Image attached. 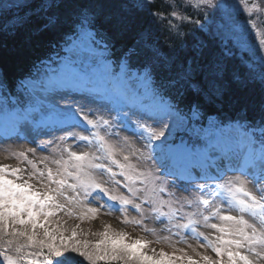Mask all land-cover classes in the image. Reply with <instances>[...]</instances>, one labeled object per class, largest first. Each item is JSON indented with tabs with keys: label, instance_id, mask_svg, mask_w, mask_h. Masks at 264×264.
I'll return each mask as SVG.
<instances>
[{
	"label": "snow or ice",
	"instance_id": "snow-or-ice-1",
	"mask_svg": "<svg viewBox=\"0 0 264 264\" xmlns=\"http://www.w3.org/2000/svg\"><path fill=\"white\" fill-rule=\"evenodd\" d=\"M253 11L264 12V7L254 0H0V38L16 41L24 53L47 37L64 53L55 67L52 57H37L18 82L9 84L0 72V106L15 115L20 138H26L19 132L25 125L36 135L66 132L56 143L13 153L32 168L29 179L43 183L46 178L47 190H35L23 179L24 169L0 165V264H199L183 249L145 251L152 243L174 248L173 236L177 243L190 237L210 248L217 259L196 253L204 264H253L241 249L264 259V38L252 41L253 32L260 36ZM242 13L248 14L243 24ZM189 24L204 38L182 57L175 48L165 51L152 41V28L158 26L182 46L186 33L181 29ZM37 92L46 98L54 94L63 106L48 102L43 105L47 112L36 120L33 113L42 111L32 103ZM177 98L186 111L172 103ZM24 103L23 109L14 107ZM209 106L236 114L197 127ZM181 125L196 140L190 136L169 143L172 130ZM115 129L130 131L131 138L111 142L120 137ZM68 139L77 148L82 142L95 151H73L64 144ZM48 145L61 153L51 160L55 172L47 166L48 157L41 159V170L27 156ZM157 151L159 158L153 155ZM132 157L158 163L144 170ZM166 159L195 162L191 168H169ZM200 159L212 163L193 176ZM178 180L186 184L181 187ZM117 187L128 194H115ZM176 190L190 195L177 199ZM66 205L83 211L76 215ZM186 206L195 211L183 212ZM102 210L121 213V223L140 227L155 241L131 238L105 224L91 233L97 238L93 242L83 230L84 238H78L79 225L67 228L50 219L59 211L79 220L96 219ZM129 211L139 218H129ZM232 211L239 215L227 214ZM149 218L166 221L162 231L169 235L157 236L146 227ZM201 223L219 235L209 239L198 232ZM225 255L226 262L220 259Z\"/></svg>",
	"mask_w": 264,
	"mask_h": 264
},
{
	"label": "rangeland",
	"instance_id": "rangeland-1",
	"mask_svg": "<svg viewBox=\"0 0 264 264\" xmlns=\"http://www.w3.org/2000/svg\"><path fill=\"white\" fill-rule=\"evenodd\" d=\"M5 4H7V3L5 2ZM257 26H258L259 32L264 34V27L262 25H260V23H258V22H257ZM48 98L53 103L58 102L60 104V106H63V101H58V98L55 97L54 94L48 96ZM3 123H4L3 120H0V124H3ZM24 128H25L24 129V133H25L24 137H26V138H20L18 136L12 137V138H6V137H4L2 139L0 138V165H9L12 168L19 167L21 169H24V172L22 173L23 179H29L28 173L33 171L32 168L26 162H21L20 160L15 158L13 153L25 151L28 148H36V146L38 144H42V143L46 144L48 141H53L54 143H56L59 141L60 137L66 135V132L57 131L55 133L36 135L35 132H33L31 125H25ZM69 131H78V130L77 129H69ZM114 131H120V137H115V136L111 137V142H115L117 140H120L123 136H129L131 138V132L130 131H123L120 129H115ZM101 135H104V133L102 132ZM132 139H134V138H132ZM32 140H34L35 143H31L30 141H32ZM64 144L72 146V150L77 151V152H93V151H95L94 148L87 147L82 142L80 143V147L77 148L73 144L72 139H68L67 141L64 142ZM64 144H61V148L64 146ZM135 146L139 147L140 142H137L135 144ZM51 148H52V145H48V147H46L44 151L37 150L35 154L27 153L28 159L33 160L36 163L38 169L45 170V164L41 163L40 161L43 157H48L49 160L46 161L47 166L52 168L53 171L55 172L56 171V165L52 164L51 160L59 159L61 156V153L60 152H52L50 150ZM141 150L144 151V156L149 155V153L147 151H145L143 149H141ZM127 151H129V149H125V152H127ZM65 156H66V154H65ZM117 159L122 160V156L118 155ZM131 159H132V162L134 164H137L138 167H140L141 169H144V170H147L150 166H153V167L156 166L154 160L144 161L143 159H141L139 162H137L135 157H132ZM113 170L118 171L115 168H113ZM229 175H231V174H229ZM9 178H12V177H9ZM97 178L102 182L107 180V176H98ZM117 179L122 180L123 178L117 177ZM17 182H22V181H17ZM29 183L32 184L34 189L37 191L43 192V191L47 190L46 178H45L43 183L39 182L35 178L29 179ZM177 184L180 185L181 187H183L185 185V184L183 185L181 183H177ZM106 186H108L109 188H112V185L110 183ZM52 187H55V186L52 185ZM249 187H251V186H249ZM115 194L127 195L128 193H127L126 189L122 190L119 187H117ZM146 194L147 193H140L141 197H143ZM189 195H190V193H186V192L176 190V198L177 199H182L184 196H189ZM164 198L167 199L168 197L165 195ZM137 202H139V201H137ZM60 203H65L62 198L60 199ZM91 206H96V205H91ZM178 206L179 205H177V207ZM66 207H71L76 215H79V213L81 211H83V209L81 207H77L74 205H72V206L66 205ZM147 208H148V206H145V215L146 216L149 215ZM182 211L183 212H191V211H195V209L188 208L186 206ZM227 214L234 215V216L239 215V213L236 211H232V212L227 213ZM128 217L129 218H133V217L139 218L138 214L136 212H133V211L128 212ZM50 219L65 222V227H67V228H71L75 225H79L80 229H78V238H84V237L80 236V234H79L80 230H83V231L89 233V235L87 236L88 240H92L91 239L93 237L91 235L92 232L102 231L103 226L105 224L110 225L113 230L127 232L131 238H142V239L147 240V241H155V239H156V236H153L149 233L143 232L141 230V228L138 226H133L131 224L125 225V224L121 223V220L123 219V217L121 216V213H119V212H113L111 215H106V214H104V212L102 210L101 213L98 214L96 219L85 218L83 220H79V219H76L75 216H73V217L67 216L64 211H59V212H57L56 216L50 217ZM245 219L249 220V222H252V218L247 216V215H245ZM181 222H183V221H181ZM166 223H167L166 221L164 224L157 223L153 219L149 218L148 220H146L145 226L148 228L155 229L156 235L162 237V236L169 235L167 232L162 231V229L166 226ZM210 223H220V221L211 220ZM50 226L51 225H49V227ZM38 231H39V229H38ZM197 231L202 232L204 235L208 236L210 239H214L217 235H219L218 232H216L215 230H213L211 228L203 226L202 223L197 225ZM177 240H178V237H176V236L171 237L170 243H172L174 245V248L169 247L168 243H152L149 245L148 249H145V251H148V254H151L150 249L155 248L157 251H159L160 249H163V251L166 253H173L175 249H183L184 252L188 256L192 257V259L198 260L199 264H204V261L201 260L200 256H198L196 253H200V255H207V256L211 257V259H213V260L217 259L216 254L210 248L200 247L201 242L197 241L196 239L186 237L187 243H177L176 242ZM189 244L192 246L191 248L188 247ZM193 249H195V252L193 251ZM240 251L245 255H249V259L253 260V264H264V259L255 258L252 254H249L246 251V249H241ZM257 251H261V249L257 248ZM175 254L181 255V253L178 251L175 252ZM262 254H264V253H262ZM220 259L222 261L226 262L227 256L226 255L222 256V257H220ZM176 264H188V262H187V260L177 261Z\"/></svg>",
	"mask_w": 264,
	"mask_h": 264
},
{
	"label": "trees",
	"instance_id": "trees-1",
	"mask_svg": "<svg viewBox=\"0 0 264 264\" xmlns=\"http://www.w3.org/2000/svg\"><path fill=\"white\" fill-rule=\"evenodd\" d=\"M181 31L186 33V36L184 37V44L182 46L179 44V41L170 38L168 34L158 26L152 28V41L165 51H171L173 48H177V56L182 57L188 50H190V43L195 42L196 37L199 35L202 36V34L197 30V26L195 24H189L185 28H182ZM203 38L204 36H202L201 39ZM17 47L18 45L16 41L10 39L4 40L0 38V72L7 74L9 84L18 82L19 78L24 76L28 71L32 62L36 60L39 55L42 56L54 46H51L48 43V38L45 37L41 38L39 45L32 48L30 51L20 53L17 50ZM16 66H21V68H17ZM173 101L176 102L175 104L179 103V107L181 109L186 110L185 102H180L179 98L173 99L172 102ZM235 114L236 113L231 109H226L224 112H218L214 106H209L206 110L204 118L207 115H214L221 119L228 116H235ZM249 115L251 116L253 113H249ZM176 128L172 130V134L177 131ZM91 239L92 240L90 241L94 242L97 238L93 236ZM79 259L82 260L83 258ZM84 264H88V262L84 261ZM101 264H103V262H101Z\"/></svg>",
	"mask_w": 264,
	"mask_h": 264
},
{
	"label": "bare ground",
	"instance_id": "bare-ground-1",
	"mask_svg": "<svg viewBox=\"0 0 264 264\" xmlns=\"http://www.w3.org/2000/svg\"><path fill=\"white\" fill-rule=\"evenodd\" d=\"M16 67H17V68H21V66H16ZM172 103L175 104L176 102L173 101Z\"/></svg>",
	"mask_w": 264,
	"mask_h": 264
},
{
	"label": "flooded vegetation",
	"instance_id": "flooded-vegetation-1",
	"mask_svg": "<svg viewBox=\"0 0 264 264\" xmlns=\"http://www.w3.org/2000/svg\"><path fill=\"white\" fill-rule=\"evenodd\" d=\"M259 2V1H258ZM240 23H242L243 24V22L242 21H240ZM256 34V33H255Z\"/></svg>",
	"mask_w": 264,
	"mask_h": 264
}]
</instances>
